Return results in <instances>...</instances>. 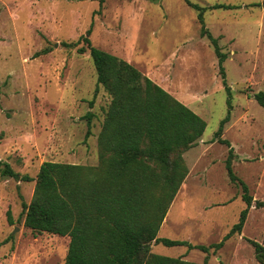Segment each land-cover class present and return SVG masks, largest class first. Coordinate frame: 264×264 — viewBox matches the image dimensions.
I'll use <instances>...</instances> for the list:
<instances>
[{
    "label": "rangeland",
    "instance_id": "1",
    "mask_svg": "<svg viewBox=\"0 0 264 264\" xmlns=\"http://www.w3.org/2000/svg\"><path fill=\"white\" fill-rule=\"evenodd\" d=\"M191 1L237 6L207 10L204 21L227 53L231 112L221 137L233 147L232 169L253 201L241 231L208 254L162 243L150 249L195 264L205 258L209 264H259L247 239L264 245V206L254 205L264 201V107L252 96L264 91V0ZM89 28L93 46L130 62L206 122L183 153L188 172L157 236L220 241L245 203L240 185L227 176V146L214 138L228 97L217 57L184 0H0V160L30 177L46 160L97 164L109 96L102 86L94 96L88 50L63 44ZM33 190V180L0 177V264H64L68 236L24 226L22 203Z\"/></svg>",
    "mask_w": 264,
    "mask_h": 264
},
{
    "label": "trees",
    "instance_id": "2",
    "mask_svg": "<svg viewBox=\"0 0 264 264\" xmlns=\"http://www.w3.org/2000/svg\"><path fill=\"white\" fill-rule=\"evenodd\" d=\"M184 1L196 11L200 34L207 37L217 57L228 97L226 115L214 138L227 146V176L240 185L245 207L218 242L193 244L157 236L188 172L183 153L197 143L206 122L130 62L93 46L89 28L77 40L63 44L76 47L78 53L88 50L96 72L94 96L99 86L109 96L97 135V164L46 160L36 175L30 177L20 175L0 160V177L34 181L30 202L22 203L24 226L35 233L69 237L64 264H195L154 253L151 244L184 245L208 254L210 249L220 248L242 229L253 199L246 183L232 169L233 147L228 139L221 137L231 112V88L224 78L223 67L227 53L222 51L217 37L204 21L207 10L237 6L222 2L203 6ZM81 41L85 46L78 47ZM252 96L264 107V91L254 92ZM86 117L88 136L91 113ZM254 203L256 207L264 206V201ZM247 241L259 264H264V245L252 239ZM198 264L209 263L205 258Z\"/></svg>",
    "mask_w": 264,
    "mask_h": 264
}]
</instances>
